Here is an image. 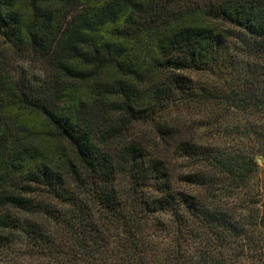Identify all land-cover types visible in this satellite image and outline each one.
I'll return each mask as SVG.
<instances>
[{"label":"trees","instance_id":"obj_1","mask_svg":"<svg viewBox=\"0 0 264 264\" xmlns=\"http://www.w3.org/2000/svg\"><path fill=\"white\" fill-rule=\"evenodd\" d=\"M236 28L242 78L212 88ZM13 47L47 64L16 78ZM230 118H232L230 120ZM264 0H0V249L41 264H264Z\"/></svg>","mask_w":264,"mask_h":264},{"label":"rangeland","instance_id":"obj_2","mask_svg":"<svg viewBox=\"0 0 264 264\" xmlns=\"http://www.w3.org/2000/svg\"><path fill=\"white\" fill-rule=\"evenodd\" d=\"M252 38L245 34L240 28H236L233 38L222 46L218 52L215 65L200 74V77L209 83L212 88H226L230 83L241 79L248 68V63L254 58L248 55V50L252 45ZM3 61L16 78L44 80L47 64L39 59L16 51L13 47L3 48ZM232 118H230L231 120ZM261 170L264 169V158L258 156ZM30 243L25 237H21L17 243L10 248L0 249V264H41L46 262L43 257L29 255Z\"/></svg>","mask_w":264,"mask_h":264}]
</instances>
